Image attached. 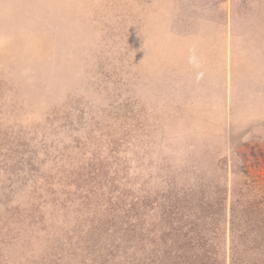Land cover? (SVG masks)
I'll list each match as a JSON object with an SVG mask.
<instances>
[{
  "label": "rangeland",
  "instance_id": "374dc122",
  "mask_svg": "<svg viewBox=\"0 0 264 264\" xmlns=\"http://www.w3.org/2000/svg\"><path fill=\"white\" fill-rule=\"evenodd\" d=\"M0 264H264V0H0Z\"/></svg>",
  "mask_w": 264,
  "mask_h": 264
}]
</instances>
